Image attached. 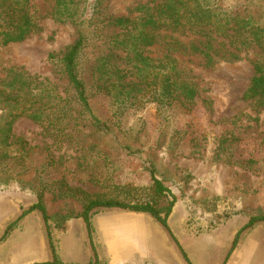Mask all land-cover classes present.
Masks as SVG:
<instances>
[{
	"label": "rangeland",
	"instance_id": "374dc122",
	"mask_svg": "<svg viewBox=\"0 0 264 264\" xmlns=\"http://www.w3.org/2000/svg\"><path fill=\"white\" fill-rule=\"evenodd\" d=\"M160 1L102 0V6L110 16L132 17L139 5ZM208 2L222 18L247 17L264 29V0ZM31 5L40 29L0 45V85L16 68L61 93L66 81L48 57L71 45L77 32L52 16L51 0ZM3 23L0 16V31ZM158 33L149 55L163 57L166 36L177 40L179 68L198 86L190 106L146 102L116 112L110 97L95 95L93 110L111 130L94 131L84 121L66 136L28 115L13 121L8 133L12 106H0V264H50V241L60 264H94L93 247L98 264H189L147 213L99 210L90 241L81 217L84 194L143 197L148 165L176 197L169 226L192 264H264V221L245 229L252 216L264 217V107L243 98L253 61L264 53L230 37L232 30L202 36L188 27H163ZM201 40L219 53L212 66L182 48ZM98 52L88 56L93 60ZM40 195L51 238L41 213L27 212Z\"/></svg>",
	"mask_w": 264,
	"mask_h": 264
},
{
	"label": "trees",
	"instance_id": "16d2710c",
	"mask_svg": "<svg viewBox=\"0 0 264 264\" xmlns=\"http://www.w3.org/2000/svg\"><path fill=\"white\" fill-rule=\"evenodd\" d=\"M31 1L0 0V16L4 22L1 25L3 29L0 31V45L23 41L40 29L35 13L31 11ZM51 2L52 16L60 23L73 25L77 32L71 45L60 52L50 53L48 57L56 66V72L66 81V87L61 93L54 92L52 88L39 82L37 76H25L22 71L10 68L7 78L0 85V106H12L7 115L8 133L12 131V122L22 115H28L34 122L61 136L77 130L84 121L94 131L109 132L111 126L93 110L91 98L95 95L110 97L116 106V112H124L146 102L167 105L180 101L185 106L192 105L199 95L198 86L179 68L174 55L179 51L177 40L166 36L162 40L165 51L163 57L155 59L149 55L148 48L158 44V32L163 27H188L202 36H210L214 31L219 33L232 30L230 37L244 45H255L264 53L263 28L247 17L222 18L208 0H161L154 5H139L135 9L139 16L132 17L106 14L102 0ZM96 48L99 52L92 60L93 57L88 54L93 55ZM182 48L201 56L208 66L215 64L219 54L214 52L212 44L206 40L191 42ZM231 56L238 55L233 53ZM253 66L254 75L243 98L264 107V59L254 60ZM20 99L25 101L20 103ZM146 170L150 175V184L144 189L143 197H93L84 194L81 217L87 226L90 241L93 244L92 216L99 210L118 209L147 213L166 229L184 258L192 264L169 226L176 197L157 176L153 165L146 166ZM114 187L120 188L119 185ZM34 210L41 213L51 238L49 215L42 195L27 212ZM262 220L264 221V217L252 216L245 229ZM237 243L238 238L234 241L233 248ZM52 244L50 241L53 256L50 264H60ZM92 250L94 264H98L94 247Z\"/></svg>",
	"mask_w": 264,
	"mask_h": 264
}]
</instances>
